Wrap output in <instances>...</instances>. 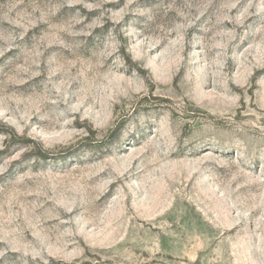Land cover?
I'll list each match as a JSON object with an SVG mask.
<instances>
[{
    "label": "rangeland",
    "instance_id": "rangeland-1",
    "mask_svg": "<svg viewBox=\"0 0 264 264\" xmlns=\"http://www.w3.org/2000/svg\"><path fill=\"white\" fill-rule=\"evenodd\" d=\"M0 264H264V0H0Z\"/></svg>",
    "mask_w": 264,
    "mask_h": 264
},
{
    "label": "trees",
    "instance_id": "trees-1",
    "mask_svg": "<svg viewBox=\"0 0 264 264\" xmlns=\"http://www.w3.org/2000/svg\"><path fill=\"white\" fill-rule=\"evenodd\" d=\"M10 131L12 132V134H14V136H17V134L15 133V130L13 128L10 127ZM119 134V130H116L113 134H112V138L115 139ZM39 151V156H42L44 158H47L48 157V152L47 150H44L42 147H40L38 149Z\"/></svg>",
    "mask_w": 264,
    "mask_h": 264
}]
</instances>
